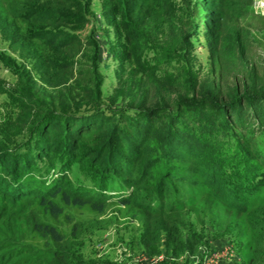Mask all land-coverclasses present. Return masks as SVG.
I'll return each mask as SVG.
<instances>
[{
	"label": "trees",
	"instance_id": "trees-1",
	"mask_svg": "<svg viewBox=\"0 0 264 264\" xmlns=\"http://www.w3.org/2000/svg\"><path fill=\"white\" fill-rule=\"evenodd\" d=\"M108 1L113 6L104 15L119 19L124 34L119 58L125 50L134 53L127 57H144L153 27L144 1ZM157 1L155 8L169 10L167 0ZM90 3L47 0L45 7L26 14L41 26L30 30L25 40H42L49 50L35 53V63H54L52 69L58 71L71 66V61H52L48 55L75 44L76 34L67 35L61 24H81L85 17L72 10L86 12ZM251 5L252 0L186 2L191 15L201 12L199 33L217 74L209 86L200 88L190 74L184 83L172 78L164 82L156 77L158 66L146 62L134 61V67L121 73L126 67L122 60L115 72L117 89L105 104L94 52L91 84L71 83L67 76L54 93L44 90V98L34 92L25 105L35 104L38 111L21 121L24 136L10 145L0 142V197L9 203L29 195L42 200L58 197L64 205L90 204L97 210L107 200H118L132 202L146 213H160L164 194L173 190L169 210L182 196L174 188L177 183L201 184L229 209L246 213L252 226L260 225L262 209L254 198L264 193L263 66L253 53L249 30L226 22L229 15L248 14ZM194 24L178 40L185 64L193 49L190 38L198 32ZM80 164L92 174L93 187L63 186L62 174ZM189 170L200 179L190 176ZM132 183L136 190L142 183L152 190L134 199L127 195ZM51 205L59 211L54 202ZM50 234L62 242L53 227ZM5 254H0V264L8 263Z\"/></svg>",
	"mask_w": 264,
	"mask_h": 264
},
{
	"label": "rangeland",
	"instance_id": "rangeland-1",
	"mask_svg": "<svg viewBox=\"0 0 264 264\" xmlns=\"http://www.w3.org/2000/svg\"><path fill=\"white\" fill-rule=\"evenodd\" d=\"M71 1L82 6L86 0ZM143 1V10H149L153 23L147 36L148 49L142 52L144 57H127L134 53L124 48L125 54L119 58L124 43L119 19L104 15L113 4L108 0H91L86 12L81 8L72 10L85 17L81 24H61L67 35L76 34L77 41L60 53L48 55L52 61L72 62L67 69L58 71L52 69L54 63H35V53L49 52L42 40H25L30 30L41 26L26 18V14L33 8L45 7L47 0H0V142L10 145L24 136L21 121L27 116L31 119L38 111L35 104L25 105L34 92L44 98V90L54 93L60 79L67 76L68 82L91 84L94 52L95 75L102 80L105 104L117 89L115 72L122 60L126 67L121 73L139 61L156 64V77L164 82L172 78L184 83L189 74L197 79L200 88L209 86L212 79L214 82L217 74L211 70L199 33L201 12L197 10L193 16L186 9V2L192 0H167L168 11L155 8L160 5L157 0ZM226 22L242 24L249 30L253 53L259 57L264 72V0H252L248 14L229 15ZM194 23L198 32L190 38L193 49L189 64H185L180 59L178 40L182 31L195 27ZM187 173L200 179L190 170ZM52 174L56 176L55 172ZM62 175L61 182L67 188L93 187L92 174L83 164L70 165ZM136 188L132 183L127 195L133 194L135 199L152 190L146 183ZM174 188L182 196L175 199L169 210L168 205L174 201L173 190L164 194L161 199L165 206L160 213H146L132 202L121 204L118 200H107L97 210L90 204L64 205L58 197L42 200L29 195L14 203L0 197V254L8 255L7 264H204L207 253L230 244L235 256L223 264H264L263 192L254 198V204L262 209V223L252 226L246 213L229 209L204 185L181 182ZM48 200L59 211L53 210ZM52 227L61 235L62 242L51 236Z\"/></svg>",
	"mask_w": 264,
	"mask_h": 264
},
{
	"label": "built area",
	"instance_id": "built-area-1",
	"mask_svg": "<svg viewBox=\"0 0 264 264\" xmlns=\"http://www.w3.org/2000/svg\"><path fill=\"white\" fill-rule=\"evenodd\" d=\"M262 6V5H261ZM234 258V251L230 244L223 247L221 250H213L207 253L204 257V264H223L230 257Z\"/></svg>",
	"mask_w": 264,
	"mask_h": 264
}]
</instances>
